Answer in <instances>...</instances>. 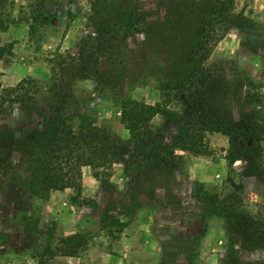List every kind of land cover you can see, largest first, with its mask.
I'll list each match as a JSON object with an SVG mask.
<instances>
[{
    "label": "rangeland",
    "instance_id": "rangeland-1",
    "mask_svg": "<svg viewBox=\"0 0 264 264\" xmlns=\"http://www.w3.org/2000/svg\"><path fill=\"white\" fill-rule=\"evenodd\" d=\"M181 1L0 0V264H264V180L228 162L225 131L206 132L207 154L174 149V159L148 171L86 166L81 190L49 194L21 143L60 93L70 112L128 139L123 103H162L154 69L167 55L150 57L144 34L124 37L105 25L125 2L158 22ZM192 1L198 14L203 0ZM224 1L257 26L231 27L206 51L202 117L227 130L264 116V0H208L203 11ZM151 122L171 143L176 125L160 114ZM232 194L238 201L225 199ZM252 221L262 228L247 229ZM74 234L86 236L87 248L65 255Z\"/></svg>",
    "mask_w": 264,
    "mask_h": 264
},
{
    "label": "trees",
    "instance_id": "trees-1",
    "mask_svg": "<svg viewBox=\"0 0 264 264\" xmlns=\"http://www.w3.org/2000/svg\"><path fill=\"white\" fill-rule=\"evenodd\" d=\"M201 2L202 10L195 14L192 8L196 10L198 3L192 1V5H188L187 0H182L173 7V12L158 22H148L139 8L125 2L107 22L105 31L111 33L114 31L124 37L133 32L144 34L145 50L150 57L167 55L166 64L154 69L159 73L157 82L162 103L125 101L121 111V122L129 133L125 140L109 128L97 125L89 115L70 112L66 95L55 96L59 105L44 119L42 127L25 132L21 139L23 149L38 165L41 191L49 194L67 188L81 190L82 169L86 166L102 168L122 163L131 169L148 171L174 159V149L207 154L206 132L219 129L228 135V162L242 161L245 177L258 176L264 180V116L226 130L203 119L201 111L205 107L200 105L204 102L205 89L201 87L207 80L205 58L209 46L217 44L231 27L256 29V23L243 12L235 13L227 1L222 2L221 8L206 12L203 9L208 0ZM82 71V77L88 78L98 68L96 65ZM21 86L22 82L7 89L6 95L10 96V92ZM157 114L177 127L171 143L166 141L165 128L151 122ZM237 198L232 194L225 199L234 201ZM215 201L211 196V202L215 204ZM238 203L231 204L233 211ZM251 225L247 229L262 228L258 221H252ZM64 243L67 246L65 255L69 256H76L87 248L84 234H74L64 239Z\"/></svg>",
    "mask_w": 264,
    "mask_h": 264
}]
</instances>
